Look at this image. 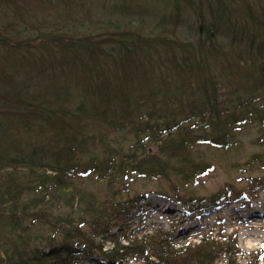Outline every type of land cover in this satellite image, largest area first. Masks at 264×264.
I'll return each mask as SVG.
<instances>
[{
    "label": "trees",
    "instance_id": "1",
    "mask_svg": "<svg viewBox=\"0 0 264 264\" xmlns=\"http://www.w3.org/2000/svg\"><path fill=\"white\" fill-rule=\"evenodd\" d=\"M119 1L0 0V264H114L117 256L213 264L226 256L214 238L190 249L156 230L120 246L113 231L142 205L128 198L137 180L177 194L211 171L201 148L234 150L252 130L264 139V29L250 32L251 10L237 0L228 1L243 15L209 0H155L168 13L149 11L152 0L139 9ZM183 5L195 25H181ZM46 13L52 20L37 26ZM244 17L251 27L229 38L226 29ZM242 42L231 64L228 48ZM224 64L234 73L241 65L244 92L220 87ZM261 156L250 162L264 171ZM228 193L223 199L237 196ZM102 240L115 244L109 256Z\"/></svg>",
    "mask_w": 264,
    "mask_h": 264
},
{
    "label": "rangeland",
    "instance_id": "2",
    "mask_svg": "<svg viewBox=\"0 0 264 264\" xmlns=\"http://www.w3.org/2000/svg\"><path fill=\"white\" fill-rule=\"evenodd\" d=\"M99 1L106 5L113 3V0ZM117 1L121 3V1ZM127 1L135 9H139L137 7L142 4L139 0ZM152 1V3L147 4L149 11L153 9L164 12L169 11V9L166 10L165 7L160 6L155 0ZM164 1L167 3L173 2L172 0ZM209 1L219 11L225 10L228 6L230 12L235 11L237 14H245V8L242 4L233 8L228 0ZM237 1L238 3L243 2L251 10L252 21L250 23L252 27L248 23L250 19L246 17L242 18L243 21H234L233 28L226 29L229 38L232 37L230 33L236 32L234 28L238 29L241 27L248 30L251 27L252 31L250 32H254L258 28L263 30L264 15L260 13L264 11V0ZM257 2L262 5V11L257 9L259 6ZM143 5L145 7V3ZM181 9L184 18L181 25L186 24L188 20L192 21L190 22L191 25H195L197 20L194 19L191 9L185 5ZM213 10L220 13L217 9ZM168 11L165 13H168ZM49 20H52L51 14L46 13L37 26L46 24ZM17 23L18 20L16 21ZM56 23L63 26L66 24L64 21H57ZM226 26L228 25L226 24ZM16 29L19 30L17 27ZM46 30L47 28H40L41 33ZM248 36L249 33L245 35L244 39L247 40ZM238 38H240V34L236 39ZM256 41H258V36ZM245 45H248V43L235 44L233 46L234 50H231V46L228 48L231 64L234 61L236 63L238 57L241 56L238 54L245 50ZM247 48L246 51L248 50ZM218 65H216V69ZM254 65L256 66V64ZM228 66L224 64L220 67V72L218 73L217 71V75H220L225 80L219 82L220 87H229L226 91L227 94L233 93L237 95L238 92H244L242 86L239 85L238 77L240 75L237 74L241 65L235 67V73L230 69L231 65ZM254 135L255 130H252L245 136H240V145L228 152L201 148L197 157L204 158L210 164L211 171L193 185L186 184L188 187H178V190L181 191L180 193H172L166 188V185L157 181L137 180L135 185L129 187L128 198H141L142 205L130 211V218L126 220L128 221L127 223H122L121 227L115 228L114 231L112 230L115 233V236H113L114 240L121 238L120 246H126L127 242L122 238L130 239L131 241L141 236L144 232L154 233V231L159 230L171 239L173 245H181L192 249L199 246L202 241L210 243L211 239L214 238L225 250L226 256L219 255L213 264H264V243L259 242L260 239H264V229H261V223L257 222V220L251 221L247 219L249 218V211L254 209L253 207L258 208L261 200H264V171L259 170L256 164L252 165L250 162V158L253 155L259 158L264 155V139L257 141L253 137ZM249 178L254 180V182H262L263 188L261 191H255L258 190V184L251 188L253 183L250 185ZM253 191L255 193H251L248 197H245L246 195L241 197V194ZM228 192H232L237 196L231 197V199H223L230 196ZM263 213L261 211L257 212L261 216ZM117 229H120L118 233ZM96 242H98V239ZM100 242L102 243V252L105 256H109L110 252L115 250L114 243L105 240ZM98 260H102L101 256H98ZM113 261L114 264H140L139 260L132 257L121 259L117 256Z\"/></svg>",
    "mask_w": 264,
    "mask_h": 264
},
{
    "label": "bare ground",
    "instance_id": "3",
    "mask_svg": "<svg viewBox=\"0 0 264 264\" xmlns=\"http://www.w3.org/2000/svg\"><path fill=\"white\" fill-rule=\"evenodd\" d=\"M260 206L258 208L253 207L254 209H251L248 213L249 218L248 220L256 221L261 223L260 227L261 229H264V213L263 215L257 214L258 211L264 212V200H261ZM257 209V210H256ZM260 243H264V239L259 240Z\"/></svg>",
    "mask_w": 264,
    "mask_h": 264
}]
</instances>
